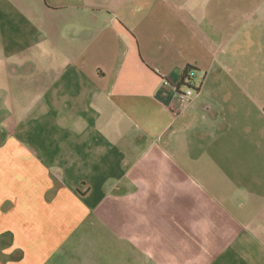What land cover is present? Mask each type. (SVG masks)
Wrapping results in <instances>:
<instances>
[{"label": "crops", "instance_id": "0c3cea01", "mask_svg": "<svg viewBox=\"0 0 264 264\" xmlns=\"http://www.w3.org/2000/svg\"><path fill=\"white\" fill-rule=\"evenodd\" d=\"M0 264H264V0H0Z\"/></svg>", "mask_w": 264, "mask_h": 264}, {"label": "built area", "instance_id": "2783aa9c", "mask_svg": "<svg viewBox=\"0 0 264 264\" xmlns=\"http://www.w3.org/2000/svg\"><path fill=\"white\" fill-rule=\"evenodd\" d=\"M192 78H193V76H190V79H192ZM190 79L188 81H186V84L188 82L192 83ZM163 84L166 86V85H169L170 83H169L168 80L164 79L163 80ZM197 89L195 87L193 88V87H189V86H186L184 89H180L178 87H174L175 94H176L177 98L180 100V103H181L180 108L173 112V115L175 117L179 115L178 113H180L182 111H185V110H187L189 108L190 103L194 99V96L196 94Z\"/></svg>", "mask_w": 264, "mask_h": 264}, {"label": "trees", "instance_id": "16d2710c", "mask_svg": "<svg viewBox=\"0 0 264 264\" xmlns=\"http://www.w3.org/2000/svg\"><path fill=\"white\" fill-rule=\"evenodd\" d=\"M194 70V68H192V67H187V69L184 71V73H183V76H182V79H181V84H180V86L178 87V88H180V87H182V86H185V85H187V86H189V87H193L194 88V86H192L193 84L192 83H187L186 84V81H188L189 79H190V72H192ZM191 80V79H190ZM197 89V88H196ZM197 91H198V89H197Z\"/></svg>", "mask_w": 264, "mask_h": 264}, {"label": "rangeland", "instance_id": "374dc122", "mask_svg": "<svg viewBox=\"0 0 264 264\" xmlns=\"http://www.w3.org/2000/svg\"><path fill=\"white\" fill-rule=\"evenodd\" d=\"M194 100V99H193ZM193 100H192V102L190 103V105H192V103H193ZM190 107V106H189ZM186 111V110H185ZM185 111H182V112H180V113H178V114H182V113H184Z\"/></svg>", "mask_w": 264, "mask_h": 264}]
</instances>
